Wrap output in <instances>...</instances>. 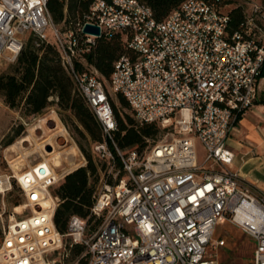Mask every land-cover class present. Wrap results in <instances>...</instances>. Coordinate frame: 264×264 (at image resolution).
<instances>
[{
  "label": "built area",
  "instance_id": "obj_1",
  "mask_svg": "<svg viewBox=\"0 0 264 264\" xmlns=\"http://www.w3.org/2000/svg\"><path fill=\"white\" fill-rule=\"evenodd\" d=\"M247 1L238 31L231 6L205 0H185L163 21L140 0H94L84 22L63 32L48 0H0V56L16 62L30 37L37 47L55 45L102 127L92 153L110 170L91 207L99 225L73 216L65 234L54 224V188L71 172L58 177L45 160L22 171L16 181L30 213L11 216L0 264H215L208 249L226 223L254 241L252 264H264V194L232 168L228 145L264 75V0ZM87 25L101 37L85 33ZM117 34L130 53L106 79L87 59L98 40ZM118 95L164 138L147 139L142 152L121 149L111 102Z\"/></svg>",
  "mask_w": 264,
  "mask_h": 264
},
{
  "label": "trees",
  "instance_id": "obj_2",
  "mask_svg": "<svg viewBox=\"0 0 264 264\" xmlns=\"http://www.w3.org/2000/svg\"><path fill=\"white\" fill-rule=\"evenodd\" d=\"M93 1L48 0L47 6L54 23L63 32H66L76 29L79 24L84 22V17ZM104 1L110 2L111 0ZM140 1L151 8L157 21H163L185 0ZM205 1L222 6H231L229 12L231 29L232 31L240 30L247 9L244 5L232 7L236 1L240 0ZM129 53L122 35L117 34L110 40L105 38L98 40L95 49L87 60L104 78L110 79L115 61ZM0 96L4 98L5 104L11 110L21 108L26 116L40 115L51 104L50 99L55 97L59 109L73 115L93 144L103 141V131L99 121L88 107L85 99L77 91L70 73L62 64L57 48L51 43L39 42L37 47L34 44V38L30 37L12 67V72L0 76ZM117 98L124 108L129 107L123 96L118 95ZM112 107L117 123V130L113 133V138L121 149L142 152L146 147V140L156 137L160 132L157 125L138 124L128 115L124 121L113 102ZM241 119L242 117H239L237 124ZM16 136H19V132ZM13 142L14 138L5 142V145L9 146ZM79 147L87 157V166L69 173L63 184L54 192L60 201L54 214V224L61 234L67 233L69 221L73 216L93 220L90 217V212L96 190L91 179L98 181V167L92 156L81 145ZM99 223L96 221L95 226H98ZM82 250V247L78 246L74 253L79 254Z\"/></svg>",
  "mask_w": 264,
  "mask_h": 264
},
{
  "label": "rangeland",
  "instance_id": "obj_3",
  "mask_svg": "<svg viewBox=\"0 0 264 264\" xmlns=\"http://www.w3.org/2000/svg\"><path fill=\"white\" fill-rule=\"evenodd\" d=\"M250 2L247 0L236 1L232 7L244 5L248 9ZM15 63L9 62L5 56H0V76L11 73ZM50 101L49 107L40 115L26 116L21 108L11 110L5 104L4 98L0 96V245L5 229L11 223V216L14 214L16 219H22L30 213L28 208H24L21 213L15 211L16 207L19 208L25 204L21 189L16 181V177L22 171L44 160H48L47 162L53 165V162L49 160L53 154H60L63 160L62 167L55 169L58 177L66 172H73L78 165L85 164L81 167H86L88 160L79 147L81 145L92 156L98 167V181L91 179L96 192L100 178L110 172L94 157L93 142L80 123L71 113L59 109L55 97ZM111 101L124 121L128 115L140 124L131 108H124L115 96L111 98ZM18 132L19 136H16ZM12 138H14V142L6 146L5 142ZM24 138H27V141L21 143ZM154 138L162 139L164 134L160 131ZM74 152L77 154L76 157L73 155ZM198 152L200 155L203 154L200 145H198ZM120 176L124 177V173L122 172ZM64 180H61L54 188V192L63 184ZM95 225L96 220L93 218L90 221L89 219L90 228L93 229ZM221 240L225 242V245L216 246V242ZM254 250L255 243L251 238L244 235L238 228L226 223L218 227L214 243L208 249L207 259L213 260L215 264H252Z\"/></svg>",
  "mask_w": 264,
  "mask_h": 264
},
{
  "label": "crops",
  "instance_id": "obj_4",
  "mask_svg": "<svg viewBox=\"0 0 264 264\" xmlns=\"http://www.w3.org/2000/svg\"><path fill=\"white\" fill-rule=\"evenodd\" d=\"M264 78L256 104L242 117L229 138L232 168L264 194Z\"/></svg>",
  "mask_w": 264,
  "mask_h": 264
},
{
  "label": "bare ground",
  "instance_id": "obj_5",
  "mask_svg": "<svg viewBox=\"0 0 264 264\" xmlns=\"http://www.w3.org/2000/svg\"><path fill=\"white\" fill-rule=\"evenodd\" d=\"M59 127V126H58ZM25 141H27V138H24L22 141H21V143H23V142H25ZM19 145H21V144H19ZM14 146V145H13ZM72 149H73V147H72ZM11 150H13V149H11ZM75 151V150H74ZM74 157H76L77 156V154H76V152H74ZM49 160H51L52 162H53V165H54V167H55V169L56 168H61L62 167V165H63V160H62V157H61V155L60 154H56V155H54L53 154V156L51 157V159H49ZM46 161V160H45ZM48 161V160H47ZM46 161V162H47ZM11 167V166H10ZM52 205V203H51V200L49 199V200H47V207H50ZM24 209V207L23 206H21V207H19V208H15V211L17 212V213H21V211Z\"/></svg>",
  "mask_w": 264,
  "mask_h": 264
},
{
  "label": "water",
  "instance_id": "obj_6",
  "mask_svg": "<svg viewBox=\"0 0 264 264\" xmlns=\"http://www.w3.org/2000/svg\"><path fill=\"white\" fill-rule=\"evenodd\" d=\"M84 32L87 34L95 35L97 37H101V30L97 26L87 25L84 29Z\"/></svg>",
  "mask_w": 264,
  "mask_h": 264
}]
</instances>
